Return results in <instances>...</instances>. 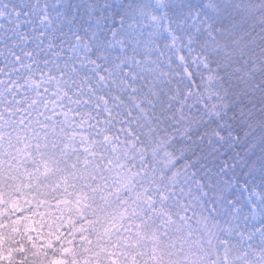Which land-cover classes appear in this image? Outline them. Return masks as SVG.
Masks as SVG:
<instances>
[{
    "label": "snow or ice",
    "instance_id": "snow-or-ice-1",
    "mask_svg": "<svg viewBox=\"0 0 264 264\" xmlns=\"http://www.w3.org/2000/svg\"><path fill=\"white\" fill-rule=\"evenodd\" d=\"M0 264H264V0H0Z\"/></svg>",
    "mask_w": 264,
    "mask_h": 264
}]
</instances>
